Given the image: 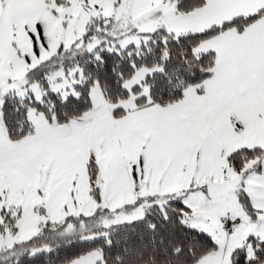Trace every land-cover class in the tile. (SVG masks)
<instances>
[{"label": "snow or ice", "instance_id": "6c2138e0", "mask_svg": "<svg viewBox=\"0 0 264 264\" xmlns=\"http://www.w3.org/2000/svg\"><path fill=\"white\" fill-rule=\"evenodd\" d=\"M0 264H264V0H0Z\"/></svg>", "mask_w": 264, "mask_h": 264}]
</instances>
